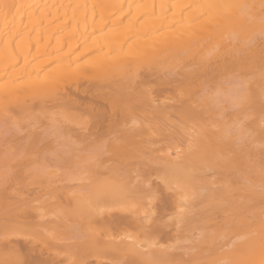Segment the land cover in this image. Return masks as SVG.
<instances>
[{
	"label": "bare ground",
	"instance_id": "obj_1",
	"mask_svg": "<svg viewBox=\"0 0 264 264\" xmlns=\"http://www.w3.org/2000/svg\"><path fill=\"white\" fill-rule=\"evenodd\" d=\"M224 74L239 79L222 81ZM235 85L243 91L236 108L250 117L242 112L237 127L221 130L226 115L216 109L212 89ZM0 125V227L29 216L26 197L12 193L9 178L40 171L43 161L72 164L78 145L96 148L93 170L106 177L90 188L107 183L108 190L89 197L98 198L94 209L77 198L58 217L54 230L61 236L54 240L53 232L37 243L0 236V264H264V214H258L264 208L255 207L259 219L249 212L264 203V0H0ZM178 134L188 135L182 153L159 154L162 142ZM91 146L82 147L89 156ZM139 150L149 156L140 159L144 172L170 167L203 197L229 189L221 204L234 211L224 215L216 203L194 211L198 219L189 212L171 217L167 191L154 193L142 213L96 209L125 182L117 171L119 185L111 187L114 165L106 163L126 160L131 169L128 159ZM120 168L125 177L131 173ZM246 196L257 202L249 205ZM232 226L241 235L222 240L221 231Z\"/></svg>",
	"mask_w": 264,
	"mask_h": 264
},
{
	"label": "rangeland",
	"instance_id": "obj_2",
	"mask_svg": "<svg viewBox=\"0 0 264 264\" xmlns=\"http://www.w3.org/2000/svg\"><path fill=\"white\" fill-rule=\"evenodd\" d=\"M17 20V19H16ZM16 20H13V21H16ZM23 20H25V19H23L22 18V21ZM13 21H11V23L12 24H14L15 22H13ZM256 28H257V26H255ZM254 30V29H253ZM251 32V31H250ZM246 36V37H250V35H251V37H252V35H253V33L251 32V33H246V35L245 34H242V36ZM244 36H243V38H244ZM244 38V42L246 41L245 39H247L248 40V38ZM240 43V42H239ZM238 43V44H239ZM243 43V42H242ZM65 50V48H61V49H59L58 50V52H56V53H59V51H64ZM55 51H57V50H55ZM55 51H52V52H50L51 54H56L55 53ZM54 52V53H53ZM225 75V74H224ZM223 75V76H224ZM230 76L232 75V74H229ZM236 74H234V76L232 75L231 77H229L228 76V74H226L223 78H222V81H225L226 79H225V77L226 78H233V79H236V80H238L239 79V77H236L235 76ZM64 81L65 82H67L65 79H64ZM59 83H61L60 82V80H59ZM62 83H64V82H62ZM61 83V84H62ZM234 87V89L231 87V89H225L224 88V91H223V89L221 90V89H212V91H214L213 92V95L215 96V105H216V109L217 108H221V109H219L218 111H220V114L222 113V116L223 115H226V117H224L223 116V118H225V119H222L223 120V122H220V124H221V130H225V129H227V127L229 128V127H237V122L238 121H240V120H243V117L245 118L246 117V115H247V117H250V116H248L249 114H247L246 112H244V111H242V112H244V114L246 113V115H243L242 114V112L241 113H239V111L237 110V108H238V106H240L239 108H241V105H238V104H236L237 102H235L236 100V94L238 95L237 96V99L238 98H240V94L243 92L240 88L238 89V90H236L238 87H240V86H233ZM236 87V88H235ZM225 90L227 91V92H225ZM234 90V91H233ZM239 91V92H238ZM240 91H241V93H240ZM231 92H234L233 94H231ZM237 92V93H236ZM240 93V94H239ZM231 94V95H230ZM235 94V95H234ZM243 94V93H242ZM235 96V97H234ZM233 97H234V99H233ZM242 98V97H241ZM234 100V101H233ZM239 100H241V99H238V101ZM232 102V103H231ZM239 103V102H238ZM234 106H233V105ZM232 107V108H231ZM237 107V108H236ZM236 108V109H235ZM230 112V114H228L229 112ZM245 111H252L251 113L253 114V112H256V111H253V109H251V110H247V109H245ZM227 113V114H226ZM61 114V113H60ZM252 114H250L251 116H252ZM233 115V116H232ZM243 115V116H242ZM254 115V114H253ZM59 116H61V115H59ZM222 116L221 115H219V117L220 118H222ZM231 117V118H230ZM220 118H219V121H220ZM241 118V119H240ZM240 119V120H239ZM178 123V122H177ZM164 124V123H163ZM178 124H180V123H178ZM182 124V123H181ZM165 125H166V123H165ZM183 125V129L184 130H186V127L188 128V125H186V123H183L182 124ZM3 126V125H2ZM162 126H164V125H162ZM181 126V125H180ZM3 128H4V126H3ZM164 128V127H163ZM167 128H169V129H171L172 128V126L170 127H168V125H167ZM181 129H182V127H181ZM180 129V130H181ZM158 130H160V129H158ZM184 130H182V131H184ZM0 131H1V125H0ZM3 131V130H2ZM178 131V130H177ZM182 131L181 132H177V133H181L182 135H183V133H182ZM184 132H187V130L186 131H184ZM181 134H178V135H176L175 137L173 136L172 137V140L170 141L169 139H166L167 141L166 142H162V144H161V146H160V151H159V154H166V153H168L169 155H171V156H173V157H175L176 156V154L177 153H179L178 155H180L182 152H181V150L183 151L185 148H186V142H187V137H188V135L186 136L185 134H184V136L186 137H183V136H181ZM177 136H180L179 138H177ZM174 138V139H173ZM175 138H177V140L179 139V141H176V139ZM81 147V149L80 150H82V147L84 148H86V149H88V148H90V146L91 145H89V147L87 146H81V145H78V147ZM95 147V146H94ZM79 149L77 148V150H76V152H77V157H78V159H76V158H74L75 160L74 161H72V164H71V161H62V163L61 162H59L60 164H58V162L55 164L54 163V165H53V168H52V165H47V162L45 161H43L42 163H41V165L42 166H46V167H42L41 168V170L40 171H37V170H35V171H30V172H27V173H25L24 175L22 174V175H20V176H17V178H16V176L14 177V176H11L12 177V179H14V180H12L11 178H9V182H7V183H9V185L11 186L10 188L12 189H10L11 191H12V193H14L15 194V192L17 191V189H18V191H17V195H18V193L19 194H21L22 193V197H24V199H25V197H26V200H25V204H24V207H25V209L28 211V213H29V216H27V217H24V218H20V219H15V221L13 220L10 224H7V226H1L0 227V236L2 237V236H9V237H11V238H15V236H16V238L17 237H20V238H18V240L19 241H21V240H25V238H27V241H29V242H31L32 240H35L34 242H40V241H46L47 240V238L45 239V236L46 235H50L49 234V232H55L54 233V236L55 237H53V233L50 235V237L52 236V240H54V238L56 239V238H58V235H60L61 234V232L59 233V231L60 230H58V227L57 228H55V229H57V230H54V227L57 225V223H61L60 221H61V217H63V212H66V211H70V209L71 208H75V202H77V198L78 199H80L79 201H81V203L80 204H82V203H84L85 202V204H83V206L85 205V207L84 208H87V207H91L93 204H95V206H93V207H96V205H98L99 204V202H98V198H97V202H98V204H96L97 202H94L95 200H94V198L92 199L93 200V202L90 200V196L92 195V194H95L96 196L98 195V194H102V193H105V191H108L107 189H105V188H107V183H103V187H101V188H104V189H92V188H90V186L91 187H93V184L95 183L96 184V186H97V184H98V182H99V180L102 182L103 181V179H106V177L105 178H103V174L100 176V172L98 173V172H95L93 169H95L96 167L94 166L95 164L97 165V162L95 163V161L97 160V159H95L94 158V156L97 154L96 153V151H93L92 149H96V148H93V146H91V151L89 150V153H91V152H93V153H91L90 154V156H89V154H87V153H84V152H86L87 150L85 149V151L83 152V150L82 151H80L81 153H78V151H79ZM83 152V153H82ZM88 152V151H87ZM94 152H95V154H94ZM142 154V156H141V154ZM144 152H146V151H144ZM136 154V151H134L133 153H131V155H130V157L132 158H130L129 157V159H128V162H130L129 163V166L131 167V169L129 168V167H127V168H125L124 166H126V165H123V163H124V161H125V163L124 164H126L127 163V161L126 160H109L106 164L107 165H109V164H112V165H114V170H110L111 172H112V178H111V180L113 179V178H116V176H117V174L120 176V175H123V179L122 180H124L125 179V182H127V180H126V178H128V176H131V178H128L130 181L131 180H134L133 181V184H132V182H131V184L130 183H128L127 182V184L125 183V182H123L122 180V182H120V186L121 185H124V186H126V187H124V188H126V189H124L122 186H121V188L120 187H117V189L116 188H114V189H112L113 191H116L115 193H116V197L114 196L115 195V193L112 195V199L111 200H109L107 203L105 202V201H101V203H104V204H100V206H97V208L96 209H98V207L99 208H101V207H103V206H106V207H110V208H108L109 210H111V209H117V210H128V209H133V210H135L137 213L139 212V213H142L143 211L145 212V210H147L148 208V204H149V202L151 201L150 199L152 198V195L154 194V193H156V192H165L166 193V191H167V193L169 192L172 196H171V201H172V203H171V205L168 207V211H167V215H169V216H173V217H180V215H182V214H186V212H189L188 213V215L191 217L193 214H194V217L195 218H197L196 216H195V212L194 211H197V210H200V209H202V210H208V208L211 206V205H214V204H220V205H222L221 207H222V211H224V213H225V211H226V213L228 214L229 212H233L234 210H230V209H228L229 207H231V206H228L229 204L227 203V207L225 206H223V204H221L222 202H223V200L222 199H226L227 198V196H226V198H224V197H222L221 196V194L222 193H224V195H225V193L229 190V189H225V190H223V191H225V192H221V194H220V192H219V189H217L218 190V192H219V194H218V192L215 194V195H211V194H208L207 195V193L204 191V195H205V193H206V195L203 197V195L201 194H199V193H201V191L200 192H198V189L196 190L197 191V195H198V197H197V195H196V193H193V191L191 190V188L194 186V185H192V187L189 189V187L187 186H185V184L186 183H184L183 185L185 186H183L182 184H181V182L183 183V182H185V181H181L178 177L180 176L176 171V173H174L173 172V170H171V168L170 167H166L165 169H161V170H157V168H155V166L152 168V169H150L148 172H144L145 170V168L148 166L147 165V162L146 161H140V159H146L147 160V157H149L148 155H147V153H143L142 152V150L140 151H137V155H139V156H137V155H135ZM144 154V155H143ZM84 155H85V157L87 156V159L85 158V159H83V157H84ZM91 155H94L93 157L91 156ZM81 158H80V157ZM97 156V155H96ZM95 156V157H96ZM136 156V157H135ZM141 156V158H138V157H140ZM171 156H169L170 158H171ZM91 159V162L93 163L92 165H88V164H90V159ZM95 160V161H94ZM98 161V160H97ZM66 162H68V163H66ZM120 162H122V163H120ZM95 163V164H94ZM105 164V165H106ZM40 165V166H41ZM56 165V166H55ZM68 165V166H67ZM88 165V166H87ZM123 165V166H122ZM37 166H39V165H37ZM48 166V167H47ZM67 166V167H66ZM70 166V167H69ZM98 166V165H97ZM116 166L118 167V168H120V166L121 167H123V170H128V171H130L131 170V173L129 172V175L127 176V177H125L126 175H127V173H125V172H122L121 170H122V168H120V171H119V169L118 168H116ZM171 166H173V165H171ZM87 167H89V168H87ZM92 168V170H90L91 168ZM45 168V169H44ZM99 167H97V169H98ZM130 170H129V169ZM89 169V170H88ZM110 169V168H109ZM116 169H118V170H116ZM96 170V169H95ZM100 170V169H99ZM98 170V171H99ZM115 170H116V172H115ZM133 170H135V171H133ZM169 170V171H168ZM92 171H93V176H94V179L91 177V174L90 173H92ZM97 171V170H96ZM105 171V170H104ZM108 172H110L109 170H107ZM117 171H118V173H117ZM127 171V172H128ZM166 171H168V172H166ZM209 171V170H208ZM207 171V169L204 171V173L206 174L207 173V177H209V179H213V176H211V174L209 173ZM107 172V173H108ZM111 172L109 173L110 175H111ZM122 172V174H119V173H121ZM173 172V173H172ZM0 173H2V172H0ZM102 173H104L103 171H102ZM114 173V174H113ZM115 173H117L116 175H115ZM140 173V174H139ZM168 173V174H167ZM172 173V174H171ZM209 173V174H208ZM96 174V175H95ZM98 174V175H97ZM176 174V175H175ZM182 174V173H181ZM1 176H0V185H2V184H4V182H2V181H4V180H2V179H5L4 177H3V174H0ZM110 175H106V176H110ZM104 176H105V173H104ZM119 176H117L118 178V180H119ZM137 176V177H136ZM211 176V177H210ZM1 177H2V179H1ZM99 177H101V179L99 178ZM108 177H107V179H108ZM133 177H136L135 179H133ZM168 177H169V179H168ZM122 177L120 176V179H121ZM176 178V179H175ZM180 178H182V177H180ZM117 179H113V181H112V183H111V181H110V178H109V183L111 184V187H112V185H114L115 183L114 182H117ZM141 179H143L144 180V183H143V185H138L137 183L139 182L138 180H141ZM172 179H174L173 181H171ZM183 179H185V177H183ZM96 180V182H94ZM98 180V181H97ZM177 180V181H176ZM181 181V182H179V181ZM105 181V180H104ZM175 181V182H174ZM11 182H12V184H11ZM94 182V183H93ZM100 182V183H101ZM106 182H107V180H106ZM100 183H99V187H100ZM108 183V184H109ZM176 183H178L177 185H176ZM117 185H119V183L117 182L116 183ZM132 187L133 186V188L132 189H130V186ZM129 186V189H128V186ZM135 185H136V187H135ZM115 186V185H114ZM189 186H190V184H189ZM1 187V186H0ZM195 187V186H194ZM54 188V189H53ZM60 188H62V189H60ZM118 188H120V189H118ZM154 188H159V189H154ZM186 188H187V190H186ZM13 189H15V190H13ZM9 190V189H8ZM9 190V191H10ZM111 190V189H110ZM111 190V191H112ZM193 190H195V188L193 189ZM202 190V189H201ZM206 190H208L209 191V189H206ZM221 190V191H222ZM227 190V191H226ZM231 190V189H230ZM233 191L232 192H234V193H236L237 191H240L241 189H232ZM19 191H21V193L19 192ZM112 191V192H113ZM188 191H189V193H188ZM194 194V195H192L191 194V192ZM112 192L110 193V194H112ZM203 192V191H202ZM168 193V194H169ZM209 193V192H208ZM107 194V193H106ZM94 195V196H95ZM108 195V194H107ZM223 195V194H222ZM101 196V195H100ZM102 196H103V194H102ZM115 198H114V197ZM104 197H106L105 195H104ZM107 197H109V196H107ZM105 198V200L107 199H110V198ZM247 197V196H246ZM92 198V197H91ZM255 197H253V199H254ZM76 199V200H75ZM89 199V200H88ZM104 199V198H103ZM229 199V198H228ZM247 200H248V204L249 205H251V204H254L255 203V201L257 202V199H255V201L253 200L252 202L253 203H251V198H249L248 199V197L246 198ZM85 200V201H84ZM99 200H102L101 198L99 199ZM227 200V199H226ZM29 203H27V202ZM75 201V202H74ZM84 201V202H83ZM88 201H90L91 202V205H89V203H88V205H87V202ZM228 201V200H227ZM250 201V202H249ZM259 201V200H258ZM226 201H224V203H225ZM74 203V204H73ZM93 203V204H92ZM260 203H262L261 205L259 204V202H258V204L260 205V207L257 205V203H255V206H252L251 205V207L249 206V209L251 208V210H249V212H250V214H252V216H253V214H254V217L256 216L255 215V213L257 212L258 213V210L261 208V207H263L264 208V203L263 202H261L260 201ZM76 204H78V203H76ZM79 204V205H80ZM226 205V204H225ZM81 206V205H80ZM82 206V207H83ZM220 207V208H221ZM255 207H258V208H255ZM33 208H36V209H33ZM84 208H81L80 207V211L82 210V209H84ZM225 208V209H224ZM90 209V208H89ZM91 209H94V208H92L91 207ZM102 209V208H101ZM103 209H105V207H103ZM252 209H253V211H252ZM76 210V209H75ZM79 210V209H78ZM100 210V209H99ZM132 210V211H133ZM248 210L245 212V214L246 213H248L249 214V212H248ZM262 210V209H261ZM74 211V210H73ZM73 211H72V215H73ZM256 211V212H255ZM75 212V214H76V211H74ZM208 211H206V213H207ZM252 212H254V213H252ZM261 213H258V214H264V209H263V213H262V211H260ZM70 213V212H69ZM78 213V212H77ZM206 213H205V215H206ZM226 213L224 214V215H226ZM68 214V213H67ZM66 214V215H67ZM71 214V213H70ZM70 214H68V216L70 215ZM74 214V215H75ZM248 214H246L245 216H246V218H248ZM249 214V218H250V215ZM73 215V216H74ZM221 215H223V212H222V214ZM223 215V216H224ZM228 215H230V213L228 214ZM71 216V215H70ZM223 216H220L221 217V219H223L222 217ZM245 216H244V219H246L245 218ZM259 216V215H258ZM258 216H256L258 219H259V217ZM58 217H60V218H58ZM65 217V216H64ZM243 217V216H242ZM254 217L252 218H250V219H254ZM68 218H70V217H68ZM248 218V219H249ZM255 219L254 221L256 222V220L257 221H259L258 219ZM260 218L264 221V217H263V215H261L260 216ZM60 219V221H58ZM198 219V218H197ZM196 219V220H197ZM247 219V220H248ZM36 220H39V221H36ZM55 220H57V222L55 221ZM70 220H72L71 218H70ZM74 220V219H73ZM69 221L70 223L72 222H74V221ZM68 221V220H67ZM245 222H246V220H244ZM248 221H250V220H248ZM248 221H247V223H248ZM263 221H261V222H263ZM37 222V223H36ZM42 222V223H41ZM47 222V223H46ZM255 222H254V224H255ZM261 222H259V223H261ZM43 223H46L47 224V228L46 227H42L41 226V224L42 225H44ZM250 223H253L252 221H250ZM1 224H3V223H1ZM0 224V225H1ZM35 224V225H34ZM40 224V225H39ZM46 224H45V226H46ZM51 226V227H53V228H51L49 225ZM56 224V225H55ZM69 224V223H68ZM36 225H38V226H36ZM256 226H259L258 224H255ZM71 226V224L69 225V227ZM73 226H74V224H73ZM229 226V225H228ZM50 227V229H48ZM227 227V226H226ZM232 227H234V226H232ZM253 227H255V226H253ZM73 227H70V230H67V232H69V236L71 235V237L73 236L74 237V233H76V232H73V231H71V230H74V229H76L75 227H74V229H72ZM224 228V227H223ZM229 228H230V226H229ZM257 228V227H256ZM258 228H260V227H258ZM258 228L256 229V230H258ZM227 229V228H226ZM225 229V230H226ZM233 229V230H232ZM232 229H228V230H226L224 233H223V231H221L222 233V236H221V234L220 233H218V234H220V236L222 237V240H225V238H226V240L228 239V238H235V237H232V236H234V235H236L237 233H239V232H236V231H238V230H234V229H236V227H234V228H232ZM239 229H241V228H239ZM54 230V231H53ZM222 230H224V229H222ZM242 230V229H241ZM74 231H76V230H74ZM228 231V232H227ZM73 232V233H72ZM198 232L200 233V231L199 230H196V231H194V232H192V233H189V235H188V237H190V239L191 238H193V236H197V234H198ZM241 232V231H240ZM59 233V234H58ZM72 233V234H71ZM197 233V234H196ZM244 233V232H243ZM242 233V234H243ZM56 234V235H55ZM58 234V235H57ZM74 234V235H73ZM190 234L191 235H193L192 237L190 236ZM224 234V235H223ZM238 235H241L240 233L239 234H237V236ZM61 236V235H60ZM59 236V237H60ZM224 236V237H223ZM48 237V236H47ZM49 237V238H50ZM224 238V239H223ZM29 239V240H28ZM51 239V238H50ZM189 239V240H190ZM194 239V238H193ZM192 239V240H193ZM188 240V239H187ZM232 240V239H231ZM26 241V240H25ZM191 241V240H190ZM33 242V241H32ZM186 243H188V241L186 242ZM190 243V242H189ZM56 252H57V249H56ZM234 258H232V260H233ZM235 260V259H234ZM225 262H228V261H225ZM224 262V263H225ZM232 261H229L228 262V264H230Z\"/></svg>",
	"mask_w": 264,
	"mask_h": 264
}]
</instances>
